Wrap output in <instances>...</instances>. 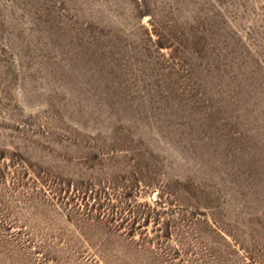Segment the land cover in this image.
Wrapping results in <instances>:
<instances>
[{
    "label": "rangeland",
    "instance_id": "1",
    "mask_svg": "<svg viewBox=\"0 0 264 264\" xmlns=\"http://www.w3.org/2000/svg\"><path fill=\"white\" fill-rule=\"evenodd\" d=\"M0 264H264V0H0Z\"/></svg>",
    "mask_w": 264,
    "mask_h": 264
}]
</instances>
